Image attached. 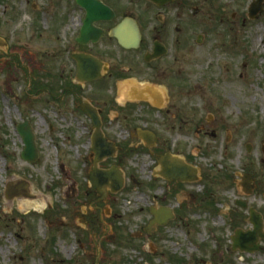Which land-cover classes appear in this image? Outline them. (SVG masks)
Segmentation results:
<instances>
[{
  "label": "rangeland",
  "instance_id": "obj_1",
  "mask_svg": "<svg viewBox=\"0 0 264 264\" xmlns=\"http://www.w3.org/2000/svg\"><path fill=\"white\" fill-rule=\"evenodd\" d=\"M254 1L184 0L185 32L178 64L182 90L175 99L182 101L180 115L186 133L178 130L176 136L167 128L162 137L168 138V147L183 152L199 166L203 180L191 189L198 200L185 218L171 225L165 238L142 239L136 234L150 219L152 195L147 200L144 187L131 186L130 192L128 188L119 194V203H112L118 207L116 224L122 244L116 248V242H105L97 255L92 240L80 242L79 228L68 225L71 213L67 214L69 203L64 195L75 180L85 185L88 171L84 166H78L80 171L60 170L63 162L65 167L68 162L77 167L79 139H69L67 132L79 128L60 121L55 114L57 104L46 105L44 94L36 90L51 83L48 73L58 83L69 82L68 74L60 64L48 60L49 55L34 62L20 50L17 12L9 19L1 6L3 2L14 6L17 0H0V39L9 43V49H1L17 52L29 68L20 69L15 54L0 53V264H97V260L98 264H211L213 254L215 264H264V240L259 242L261 250L253 255L232 249L235 231L252 229L249 214L239 209L236 201L247 199L250 206L264 212V12L250 18ZM41 33L39 43L32 47L48 53L44 49L53 45V40L46 39L48 33ZM24 47L28 53L34 51L31 46ZM27 121L39 148V159L33 165L22 159L24 144L17 133L18 124ZM177 122L182 127L183 122ZM51 123L56 126L54 134L49 132ZM197 123L208 134L199 133L198 137ZM139 160L140 164L137 159L127 162L124 169L142 177L140 167L146 156L142 154ZM244 172H252L260 183L262 190L253 197L244 196L236 184ZM19 181L28 185L31 197L27 199L41 205L38 212L21 209L19 200H7L5 184ZM175 187L169 185L167 192ZM162 191L157 193L159 203L154 207L177 211L179 202L164 201Z\"/></svg>",
  "mask_w": 264,
  "mask_h": 264
},
{
  "label": "flooded vegetation",
  "instance_id": "obj_2",
  "mask_svg": "<svg viewBox=\"0 0 264 264\" xmlns=\"http://www.w3.org/2000/svg\"><path fill=\"white\" fill-rule=\"evenodd\" d=\"M79 1L81 0H17L14 6L4 2L1 6L4 16L9 19L17 12L18 23L21 26L18 37L20 50L34 62L39 56L44 58L45 55H49L48 60L60 64L62 72L68 74L69 82L58 83L48 73L47 77L51 78V83L41 90L37 87L36 90L41 92L40 95L44 94L43 101L46 105L57 104L58 112L55 114L60 121L68 123L69 126L76 124L79 128V131L73 127L67 132L69 139L72 136L79 139L74 161L77 167H71L69 162L67 167L64 166V162L60 167L64 173L73 169L80 171V167L83 166L88 171L85 185H79V181L75 180L66 187L64 195L69 203L67 214L71 213L68 225L72 224L79 228L80 242L85 238L88 241L92 240L97 255H99L102 253L101 246L105 242L109 245L116 242L118 244L116 248L122 244V239L118 237L120 228L116 224L119 218L118 207L112 206V203L120 202L119 194L128 188L130 192L131 186H134L145 188L148 193L147 200L152 195L150 199L153 207L148 208L150 219L142 227V231L136 235L141 236L142 239H163L171 225L185 218L191 205L198 200L191 189L203 179H201L199 166L194 165L193 160L190 157L187 158L183 152L168 147L166 142L168 138L162 137L167 128L171 133L175 131V135L178 136V130H182L183 124H186L180 115L183 112L182 101L175 99L178 91L182 90V84L179 85L180 81H178L182 79L179 75L181 68H178V64L185 32L183 15L186 4L184 0H158V2L152 0H137L136 2L135 0H94L109 8L113 15L109 20H97L91 24V29L98 32L97 37L88 26V7L93 10L92 6ZM8 6L11 7V12L7 11ZM124 22L128 23L126 38L131 35L133 39L130 37V40L132 41L139 38V44L136 46L127 48L114 35V32H118ZM42 23L44 25L41 27ZM41 31L48 33L46 39L53 40L54 43L44 49L48 53H39L32 47L34 43H39V36H43ZM13 37L10 36V39ZM24 46H31L34 51L28 53ZM1 48L9 49V43L2 38L0 39V53L8 57L14 56L15 53L8 52V50L6 53ZM15 55L18 56V67L29 71V68L22 63L21 55L17 52ZM84 65L87 69L96 70L92 76L95 78L90 79L88 75L84 78L80 77L79 70ZM178 120L183 122L182 127H179ZM95 122L101 124L103 136L101 140L105 143L104 146L101 145L103 142L97 141L100 139L97 137ZM167 122L170 123L169 126L166 125ZM27 123L29 124L28 121ZM22 125L18 124L17 133L23 142L19 132V127ZM55 129L56 126L51 123L49 132L54 134ZM201 129L197 123L195 132L198 137H200L199 133L208 134ZM186 131L190 132L192 129L187 128ZM34 135L36 146H38L37 136L35 133ZM188 135L190 136L189 133ZM188 135H185L186 139ZM213 136L216 137L215 131H213ZM38 149L37 147V151ZM96 150L111 156L97 162L98 152ZM24 151L25 144L21 153L22 159ZM142 154L146 156L147 161L140 167L143 169V176L137 177L126 171L124 167L127 162L136 159L140 164L139 157ZM175 162L185 163L187 167L197 169L199 180L182 182L175 178L167 179L164 173L170 171ZM35 163H30V165ZM177 167L175 165L173 170ZM113 168L123 173V189L120 192H114L113 180L109 182L98 180L96 182L99 186L96 187L93 181L96 171H109ZM249 174L253 177L252 184L255 186L253 195H255L262 189L257 177L252 172ZM9 183L5 184L7 200H19L20 205V201L24 199L23 196L31 197L30 190L28 189V193L27 189H24V181H19L17 184L11 182L14 189L9 196L7 186ZM128 183L130 185L127 187ZM236 184L240 188L239 181ZM169 185L176 187L167 192ZM103 188L106 190L103 191ZM161 190H165L162 191L164 201L174 199L176 203L179 202V207L177 211L167 212L165 220L158 222L154 210L167 208L165 206L159 209L154 207L159 203L157 200L160 195L157 193ZM242 192L244 194L243 190ZM207 195H209V190ZM207 252L211 253L208 248ZM214 259L213 254L209 259L211 264L216 263ZM98 261H96L97 264Z\"/></svg>",
  "mask_w": 264,
  "mask_h": 264
},
{
  "label": "water",
  "instance_id": "obj_3",
  "mask_svg": "<svg viewBox=\"0 0 264 264\" xmlns=\"http://www.w3.org/2000/svg\"><path fill=\"white\" fill-rule=\"evenodd\" d=\"M155 2H158V0H152ZM81 3H88L92 6L91 10L89 7V16H88V26H89V30L93 31V34L95 37H97L98 32L94 31L93 29H91V24L94 21L97 20H109V18H111L112 15V11L103 6L99 1H94V0H81L79 1ZM87 6V5H86ZM264 12V0H256L252 3L250 9H249V13H250V18L251 19H256L258 18V16L260 14H262ZM128 28V23L124 22L118 29V32H114V35L117 36L121 42V44L127 48L131 47V46H136L137 44H139V38L137 37L135 41L130 40L131 38L133 39L132 35L128 38H126V31ZM130 35V34H128ZM83 61V58H82ZM92 62H90L91 64ZM80 77L84 78V76H87L90 79H93L95 77H92L94 75V73L96 72V70H90L87 69V67H85V65L83 67H80ZM98 74V72H97ZM89 80V79H86ZM95 127L97 128V137L100 140V143L103 142L102 139V132H101V124L99 122H95ZM19 132L23 138L24 144H25V151L23 153V159L29 163H35L38 159V151H37V146L35 143V135L32 131V128L29 126L28 123H26L25 125H22L19 128ZM104 142L101 144L104 146ZM249 152H251V147L248 148ZM98 152V158H97V162H99L100 160H103L106 157H110L111 155H104L101 151L96 150ZM114 156V155H113ZM176 163V162H175ZM173 164V167L171 168L170 171H166L164 173V176L167 179H177L179 181L182 182H194L197 181L198 178V170L197 169H193L190 167H187V165H185V163L181 164V163H176ZM177 165L178 167L173 170L174 166ZM173 170V171H172ZM96 175H94L93 177V181H94V185L96 187H98L99 185L97 184L96 181H103V182H109L110 180H113L112 182L115 184L114 186V192H120L123 187H124V178H123V173L117 169V168H113L112 170L109 171H96ZM96 177H100V179H96ZM242 179V186L244 188V192L247 195H251L253 194V191L255 189V186L252 184L253 183V177L249 174H245L243 176H241ZM194 180V181H193ZM106 188H103V191H105ZM12 192V191H11ZM237 205L243 209H247L248 208V204L247 202H242V201H238ZM164 211H162L163 213ZM165 213V212H164ZM156 218L158 222H162L163 220H165V215L163 216L160 213H156ZM250 222L251 224L254 226V230L253 231H248V232H243V231H238L236 233V235L233 237V249L234 250H240L242 252H246V253H254L256 251L259 250L258 247V242L261 238H264V234H263V228H264V221H263V217L260 213H258L255 209H251L250 210Z\"/></svg>",
  "mask_w": 264,
  "mask_h": 264
},
{
  "label": "bare ground",
  "instance_id": "obj_4",
  "mask_svg": "<svg viewBox=\"0 0 264 264\" xmlns=\"http://www.w3.org/2000/svg\"><path fill=\"white\" fill-rule=\"evenodd\" d=\"M28 193H29V190H27ZM45 201V200H43ZM42 201V203H44ZM20 205H21V209H32L34 208L37 212H38V208L41 207V205L38 203V202H35L33 200H30V199H27V198H24L23 200L20 201Z\"/></svg>",
  "mask_w": 264,
  "mask_h": 264
}]
</instances>
